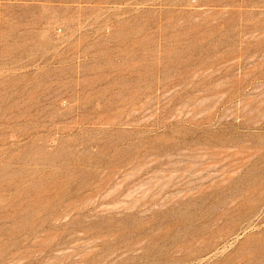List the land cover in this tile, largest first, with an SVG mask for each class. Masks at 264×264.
I'll use <instances>...</instances> for the list:
<instances>
[{"label":"rangeland","instance_id":"1","mask_svg":"<svg viewBox=\"0 0 264 264\" xmlns=\"http://www.w3.org/2000/svg\"><path fill=\"white\" fill-rule=\"evenodd\" d=\"M0 264H264V0H0Z\"/></svg>","mask_w":264,"mask_h":264}]
</instances>
